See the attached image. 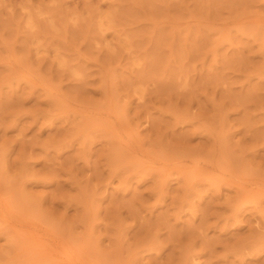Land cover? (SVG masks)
Listing matches in <instances>:
<instances>
[{
  "label": "rangeland",
  "instance_id": "rangeland-1",
  "mask_svg": "<svg viewBox=\"0 0 264 264\" xmlns=\"http://www.w3.org/2000/svg\"><path fill=\"white\" fill-rule=\"evenodd\" d=\"M60 261L264 264V0H0V264Z\"/></svg>",
  "mask_w": 264,
  "mask_h": 264
},
{
  "label": "bare ground",
  "instance_id": "bare-ground-1",
  "mask_svg": "<svg viewBox=\"0 0 264 264\" xmlns=\"http://www.w3.org/2000/svg\"><path fill=\"white\" fill-rule=\"evenodd\" d=\"M130 140V139H129ZM212 165V164H211ZM207 166V165H206ZM241 189H242V186L240 187ZM238 191V190H237ZM9 217V216H8ZM13 228H15V226L13 227ZM6 231V230H5ZM34 234V233H33ZM34 236H36V234H34ZM36 238L39 240V238H40V236L38 235V236H36ZM35 238V239H36ZM42 238V237H41ZM44 239V238H43ZM42 240V239H41ZM45 240V239H44ZM39 244V243H38ZM39 247H40V249L42 250V251H40L42 254H43V252H45V255H44V257L47 255V257L49 256L50 258H58L57 257V255L61 252L62 253V251L64 250V251H67V255L70 253L69 252V250H68V248L66 247L65 248V246H62V247H60V245H57V244H55L54 242H53V240H52V242H43V240H42V242H40V244L38 245ZM64 248V249H63ZM63 249V250H62ZM63 251V252H64ZM65 253V252H64ZM66 255V256H67ZM68 257V256H67ZM58 260H60V259H58ZM76 261V260H75ZM60 262H62V263H64L63 261H60ZM55 263V262H54ZM64 264H66V262L64 263ZM74 264V263H73Z\"/></svg>",
  "mask_w": 264,
  "mask_h": 264
}]
</instances>
